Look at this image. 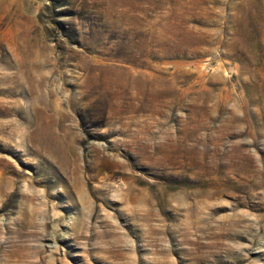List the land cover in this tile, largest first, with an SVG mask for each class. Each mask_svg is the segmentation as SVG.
Masks as SVG:
<instances>
[{"label":"rangeland","instance_id":"rangeland-1","mask_svg":"<svg viewBox=\"0 0 264 264\" xmlns=\"http://www.w3.org/2000/svg\"><path fill=\"white\" fill-rule=\"evenodd\" d=\"M0 264H264V0H0Z\"/></svg>","mask_w":264,"mask_h":264}]
</instances>
